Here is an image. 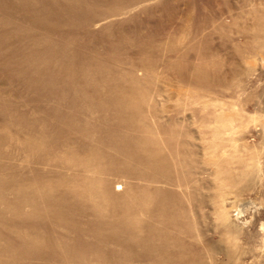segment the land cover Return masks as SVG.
<instances>
[{"label":"rangeland","instance_id":"obj_1","mask_svg":"<svg viewBox=\"0 0 264 264\" xmlns=\"http://www.w3.org/2000/svg\"><path fill=\"white\" fill-rule=\"evenodd\" d=\"M0 264H264V0H0Z\"/></svg>","mask_w":264,"mask_h":264}]
</instances>
